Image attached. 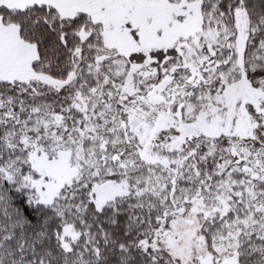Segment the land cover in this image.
<instances>
[{"label": "snow or ice", "instance_id": "6c2138e0", "mask_svg": "<svg viewBox=\"0 0 264 264\" xmlns=\"http://www.w3.org/2000/svg\"><path fill=\"white\" fill-rule=\"evenodd\" d=\"M0 264H264V0H0Z\"/></svg>", "mask_w": 264, "mask_h": 264}]
</instances>
